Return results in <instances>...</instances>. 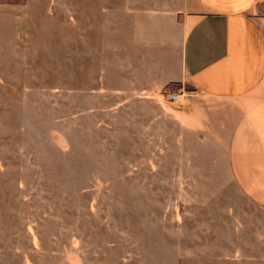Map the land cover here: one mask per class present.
Listing matches in <instances>:
<instances>
[{"label":"rangeland","instance_id":"rangeland-1","mask_svg":"<svg viewBox=\"0 0 264 264\" xmlns=\"http://www.w3.org/2000/svg\"><path fill=\"white\" fill-rule=\"evenodd\" d=\"M89 85L73 0H0V264H220L212 198L178 191L169 144Z\"/></svg>","mask_w":264,"mask_h":264},{"label":"crops","instance_id":"crops-1","mask_svg":"<svg viewBox=\"0 0 264 264\" xmlns=\"http://www.w3.org/2000/svg\"><path fill=\"white\" fill-rule=\"evenodd\" d=\"M73 29L90 100L169 144L192 180L178 191L212 198L199 205L228 241L218 262L264 264V0H73ZM186 84L196 93L165 107Z\"/></svg>","mask_w":264,"mask_h":264},{"label":"built area","instance_id":"built-area-1","mask_svg":"<svg viewBox=\"0 0 264 264\" xmlns=\"http://www.w3.org/2000/svg\"><path fill=\"white\" fill-rule=\"evenodd\" d=\"M164 98H165V101L178 103V102H182L184 100L185 94L181 91L173 92V91L168 90L165 93Z\"/></svg>","mask_w":264,"mask_h":264}]
</instances>
